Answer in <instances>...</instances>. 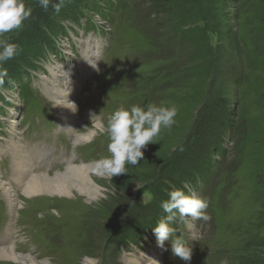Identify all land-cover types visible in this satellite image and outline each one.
<instances>
[{"label":"rangeland","instance_id":"obj_1","mask_svg":"<svg viewBox=\"0 0 264 264\" xmlns=\"http://www.w3.org/2000/svg\"><path fill=\"white\" fill-rule=\"evenodd\" d=\"M91 1L67 0L48 13L39 0H24L30 17L0 37L18 46L0 65L7 71L0 143L15 132L28 147L46 145L55 170L65 168L66 156L92 162L110 155L106 134L73 144L47 90L52 73L81 80L74 98L80 133L93 129L91 113L106 122L120 106H174V123L127 172L98 178L104 193L93 203L20 193L23 206L11 215L0 191V235L12 229L19 252L49 264H140L129 260L143 252L158 264H264V0H123L110 19L83 6ZM0 157L9 179L10 154ZM173 189L208 204V220L188 216L171 225L193 250L189 262L173 256L167 241L158 246L152 226L130 236L138 217L157 225L167 215L154 202Z\"/></svg>","mask_w":264,"mask_h":264},{"label":"clouds","instance_id":"obj_2","mask_svg":"<svg viewBox=\"0 0 264 264\" xmlns=\"http://www.w3.org/2000/svg\"><path fill=\"white\" fill-rule=\"evenodd\" d=\"M51 0H39V5L47 11ZM64 0L52 5L59 13ZM32 9L27 7L24 0H0V37L20 29L30 15ZM18 51V46L9 43L7 39L0 38V65L12 59ZM7 76L6 69L0 68V84ZM65 106L71 111H77V105L66 100ZM176 108L149 104L145 108L133 105L130 109L123 106L116 108L105 122L100 114L91 113L90 126L95 129L86 137L91 143L97 135L106 134L108 138L107 150L109 156H101L91 162V167L102 177H112L127 172L126 165H136L143 158V151L148 144L154 143L161 128H170L174 123ZM89 127V126H87ZM137 188H139L137 186ZM168 199L161 202L163 211L167 214L152 228L158 246L164 247L165 241L170 246L173 256L183 261H191L193 250L183 234L177 235V230L171 225L178 218L190 216L194 219L208 220L206 214L207 201L195 193L185 194L182 189H173L168 193ZM193 238H195L193 236ZM196 239V238H195ZM220 264H229L227 258Z\"/></svg>","mask_w":264,"mask_h":264},{"label":"bare ground","instance_id":"obj_3","mask_svg":"<svg viewBox=\"0 0 264 264\" xmlns=\"http://www.w3.org/2000/svg\"><path fill=\"white\" fill-rule=\"evenodd\" d=\"M80 82L79 77L60 79L59 76L52 73L49 78L50 86L47 87L48 92L52 93L51 97L55 99L56 107L61 114V127L68 130L75 146L87 143L86 137L95 131L93 128L89 132H78L76 126L81 122L79 118L80 112L78 110L73 112L65 106L66 100H70L77 105L74 98L79 89ZM59 85H61L60 88L58 87ZM63 85L64 87H62ZM2 142L0 143V154L5 152H9L10 154L11 177L8 179L5 176V172L1 168L3 165L1 162L0 191L7 201V210L11 211V215H13L12 212L23 206L22 201H20V193L29 200L46 195L59 196L60 198L72 201H78L79 198L83 197L88 203L100 200L103 195L104 192L98 182V178L102 176L94 171L91 167V162L80 161L78 156L70 155L65 157V168L55 170L57 162L52 161L48 157V154L51 152L50 148L46 145L39 146L37 144L34 147H28L24 143V139L15 132H12L9 139L5 138ZM25 153L27 154L25 155ZM46 161H48L47 166L38 168V166H41ZM11 232L12 229L9 231L8 228L5 235H0L2 237L0 238V259L24 264H49L48 261L36 259L31 253L19 252L17 240L13 238ZM14 243H16V248ZM158 260L156 255L150 252H143L136 254L135 258L130 259L129 262L158 264Z\"/></svg>","mask_w":264,"mask_h":264},{"label":"trees","instance_id":"obj_4","mask_svg":"<svg viewBox=\"0 0 264 264\" xmlns=\"http://www.w3.org/2000/svg\"><path fill=\"white\" fill-rule=\"evenodd\" d=\"M101 1L104 2L105 4H103ZM101 1H99V0H94V1H91L88 5H86L85 3H83V4H84L83 6H85V8L88 9V10H89V9H90V10L93 9L94 11L99 12L100 15L103 16V17L106 18V19H110V18L112 17V14H113V12H114L115 10L123 9L124 6H126V3H124L123 0H101ZM58 2H59V0H51V5H49L50 7H48V9H47L48 13L50 12V10H54L53 7H52V5L55 4V3H58ZM66 2H67V0H64V3H63V5H62L61 9L65 7ZM75 2L80 3V0H75ZM99 2H101L102 4H99ZM153 7H154V9H155L157 12H162V6H159V3L154 4ZM62 31L64 32L63 29H62ZM206 33H207V31H206ZM64 34H65V32H64ZM51 48H52V47H51ZM28 83H29V79H27L26 82L22 81V83H20V86H19V88L21 87L20 92H21V91H22V92H26V90H28V88H27ZM24 84H25V85H24ZM213 166H214V165H213ZM214 167H215V166H214ZM214 167H213V168L210 167V168H207V169H206V170H207L206 173H208V172L210 171V169L212 168V172H211V174H209V176H212V175L215 176V174H214ZM202 172H203V174H204L205 170H203ZM206 173H205V174H206ZM209 173H210V172H209ZM198 176H200V175L198 174ZM195 180H196L195 177L192 178V181H190V182H191L190 185L193 186L195 189H197V188H199V186H198L199 183L197 184V183L195 182ZM200 182H201L200 185H201L202 183L206 182L207 185H204V186L206 187V189H207L210 185H212V182H210V180H209L206 176H204V178L202 177V178L200 179ZM200 188H201V187H200ZM167 199H168V197H165V195H164L162 199H156V200H155V202H154V207L157 206V207H155V208H156V211L159 210V209H158L159 206H160V208H161V202L164 201V200H167ZM159 211H161V209H160ZM155 220H156V221H150V220H148L146 214H145V216H143V217H140V218L138 217V220L136 221V226H135V228H132V227H131V228L129 229V230L131 231V235H130V236H133V237H131V238H134V236L137 237L138 232L143 231V230L146 229V228L149 229L150 226L154 227V225H155L156 222H157V218H155ZM155 226H156V225H155ZM129 230H128V231H129ZM258 244H259V246H263V247H264V241H261V242H259Z\"/></svg>","mask_w":264,"mask_h":264}]
</instances>
